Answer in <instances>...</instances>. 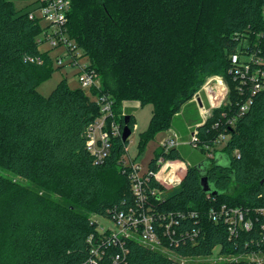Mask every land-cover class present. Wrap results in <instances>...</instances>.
<instances>
[{
  "label": "trees",
  "instance_id": "16d2710c",
  "mask_svg": "<svg viewBox=\"0 0 264 264\" xmlns=\"http://www.w3.org/2000/svg\"><path fill=\"white\" fill-rule=\"evenodd\" d=\"M263 10L264 0H71L68 37L89 59L100 87L87 93L62 79L44 96L39 87L55 71L53 58L40 51V35L49 26L13 0H0V168L28 183L0 173V264H90L88 239L98 226L90 215L114 219L136 205L129 169L121 168L129 141L113 139L102 163L88 150L89 128L100 116L91 96L109 95L114 119L124 130L130 116L132 132L133 109L152 107L141 154L158 133L174 128L186 139L202 123L191 100L213 74L228 84L227 103L198 128L199 150L183 182L166 189L150 180L147 190L160 193H148L149 204L160 215L198 212V221L175 227L179 246L172 249L181 257H209L217 248L225 256L264 254V214L258 212L264 209V92L241 113L248 94L239 95L230 60L244 40L264 60ZM222 135L228 139L218 150ZM206 146L215 150L211 159L204 158ZM182 147L188 146L168 154L159 149L149 169L159 172L161 159L184 161ZM217 152L227 165L216 164ZM201 162L208 163L205 176L218 194L203 191L196 169ZM223 205L245 212L252 229L231 236L224 220L212 221L210 210ZM126 247V258L116 264H173L134 240ZM117 252L109 248L100 264H114Z\"/></svg>",
  "mask_w": 264,
  "mask_h": 264
},
{
  "label": "built area",
  "instance_id": "2783aa9c",
  "mask_svg": "<svg viewBox=\"0 0 264 264\" xmlns=\"http://www.w3.org/2000/svg\"><path fill=\"white\" fill-rule=\"evenodd\" d=\"M38 10H40L43 17L50 22L48 31L44 33V40L49 42L53 47L64 46L68 55L73 58L72 64L78 65V59L81 58V56L76 53V45L70 42L67 33L71 0H39ZM30 17L35 18V12H31ZM246 41L247 40L243 41L241 50L232 54L230 57L233 66L231 74H233L235 79L239 82V95L244 96L248 94L247 100L240 107L241 113H246L249 110L254 95L264 92V60L259 55L257 49H249L248 42L246 43ZM30 61L33 62L34 60L30 59ZM57 63L61 66L64 65V58L58 56ZM80 67L79 81L82 88L90 90L93 88L99 89L100 82L98 75L89 68V64ZM209 88L211 97L209 96L208 103L213 108L221 107L222 99L228 96L229 89L222 81H218L216 86L213 85ZM95 97L100 107V116L89 128L87 146L97 162L102 163L110 154L112 140L123 136V127L121 123L114 119L113 99L106 94ZM202 107L204 110L203 112L206 113L207 110L204 103ZM123 116H126L125 112ZM201 117L202 123L191 130L188 138L184 139L178 134H175L174 137H168L162 143L161 149H163L164 153L168 154L173 149L181 146H191L193 149L199 150L198 128L208 119L207 116L204 117L201 115ZM226 138L227 137L224 135L220 136L218 145ZM205 149L207 151L205 159L213 158L215 150L208 146H206ZM126 153H128V147H126ZM158 164L160 166L159 172L155 173L148 168L146 173H141L139 165L135 163H124V167L129 169V177L132 181V191L136 198V205L130 207L126 212L117 213L114 219L104 218L114 224V227L107 228L95 221L98 225L97 235H93L88 239V242L91 244L88 263L100 264L109 248H118L120 250V252L112 256L114 264L123 261L129 251L126 247L127 240H134L148 249L163 253L172 259L173 264L196 263L192 261L194 258L181 257L176 254L172 246H179V240L175 238L177 235L175 227L179 225L181 220L193 219L198 221V212L182 211L165 215L155 213L149 204L150 196L148 193L152 196H156L159 195L160 192L153 188H149L148 191L146 188L153 178L165 188L177 187L183 182L190 163L173 160L165 161L161 159ZM178 164L180 165L178 166ZM258 212L264 214V209H260ZM209 216L214 222L224 220V222L229 225L231 236L237 235L239 229L250 230L253 227L252 220L246 219V213L238 208H227L223 205L219 209H211ZM187 236L189 237L188 234ZM165 241H167V243L169 242V244H165ZM215 251H217L216 255L221 259L220 261L196 264H231L239 261H247L249 263L255 262L259 264L264 263L261 260H249L250 257L264 256V254L225 256L219 254L218 248Z\"/></svg>",
  "mask_w": 264,
  "mask_h": 264
},
{
  "label": "rangeland",
  "instance_id": "374dc122",
  "mask_svg": "<svg viewBox=\"0 0 264 264\" xmlns=\"http://www.w3.org/2000/svg\"><path fill=\"white\" fill-rule=\"evenodd\" d=\"M15 2V6L18 10H22L23 12H35V15L38 19H40V23L43 28H46L50 25V22L46 20L41 11L38 10V5L36 3L37 0H13ZM40 51L42 52H48L50 56L54 60V73L52 77L46 81L43 82L40 87H39V92L43 94L44 96H48L54 88L57 86V84L62 80L66 79L69 83V86L72 89H78L82 88L81 83L79 81V72H80V66L87 65L89 63V59L83 56V53L80 49L76 50V53L81 56V58L78 59V65L72 64L73 58L72 56L68 55V52L64 46H58V47H53L49 42L44 40V33L40 35ZM72 42V41H70ZM249 41H246V43ZM73 43V42H72ZM58 56H61L64 58V65H59L57 63ZM218 81H222L225 86L229 89L228 84L225 80V78L222 75L218 74H213L205 78L203 86L199 89V91L196 92L194 97L192 98L191 101H195L198 107V111L200 116L203 115L204 117H209L214 110L223 107L228 100V96L224 97L221 102V107H212L208 103L209 96L211 95L209 91L210 86H216ZM210 84V86H209ZM87 93L90 92V89H84ZM230 90V89H229ZM229 95V92H228ZM92 98H96L94 95L91 96ZM211 97V96H210ZM198 98H201L203 103L205 104L206 107V113L203 111V107L199 106L198 104ZM209 104V105H208ZM204 113V114H203ZM127 114V113H126ZM132 115L134 116L136 120V127L134 131L132 132V135L129 138V143H128V153H126L122 157V162L123 166L121 165V168L124 167V163H135L136 165H139L141 168V173H146L149 168V164L154 159V156L156 155V152L161 149L162 143L170 136L174 137L175 134H178V132L174 128H169L167 131H162L158 133L154 139H152L148 145L146 146V149L143 153H139V141H140V135L145 132L149 126L150 120L152 118V107L150 105L141 107L137 106L135 109H133ZM179 135V134H178ZM228 137L226 139H223L222 142L218 145V149H222L224 144L226 143ZM182 155L184 156V162H189V158L192 156L194 153V149L191 146L188 147H182L181 148ZM198 154V152H195ZM140 154V156H139ZM205 158V156H204ZM0 173L3 174L4 176L18 182L24 185H27V181L20 179L19 177L15 176L14 174L4 171L3 169L0 168ZM112 184H117L118 183V178L117 177H112L111 179ZM166 189H172L167 187ZM91 221H96L100 223L104 227H114L115 225L110 223L108 220H105L104 218L91 214L90 215ZM217 251H215L214 255L212 257H207V258H194L192 261L196 263H211L215 261H220L221 259L217 257ZM261 260L264 262V256H256V257H250L249 260ZM187 260V259H186Z\"/></svg>",
  "mask_w": 264,
  "mask_h": 264
},
{
  "label": "water",
  "instance_id": "95a60500",
  "mask_svg": "<svg viewBox=\"0 0 264 264\" xmlns=\"http://www.w3.org/2000/svg\"><path fill=\"white\" fill-rule=\"evenodd\" d=\"M198 104L201 107L203 106V102H202L201 98H198ZM129 118H130V116H126V119H125V127L123 130V136H122L124 141H128L130 136L132 135V130L128 124ZM215 162H216V164L221 165V166L228 164V160L226 159V156L221 152L216 153ZM207 164H208L207 162H201L196 166V169L200 172V175H201V181H200L201 187L205 193L218 194V192L213 190V187L211 186L208 178L205 176V174H206L205 168H206ZM262 183H264V180L262 181Z\"/></svg>",
  "mask_w": 264,
  "mask_h": 264
},
{
  "label": "crops",
  "instance_id": "0c3cea01",
  "mask_svg": "<svg viewBox=\"0 0 264 264\" xmlns=\"http://www.w3.org/2000/svg\"><path fill=\"white\" fill-rule=\"evenodd\" d=\"M15 3V2H14ZM38 7H39V0L36 1ZM32 12V11H31ZM178 134L185 139V136L183 133L178 132Z\"/></svg>",
  "mask_w": 264,
  "mask_h": 264
},
{
  "label": "bare ground",
  "instance_id": "6f19581e",
  "mask_svg": "<svg viewBox=\"0 0 264 264\" xmlns=\"http://www.w3.org/2000/svg\"><path fill=\"white\" fill-rule=\"evenodd\" d=\"M180 164H178V166H179Z\"/></svg>",
  "mask_w": 264,
  "mask_h": 264
}]
</instances>
